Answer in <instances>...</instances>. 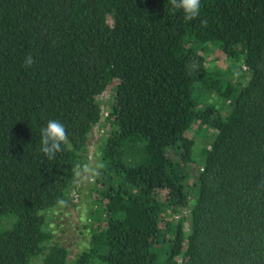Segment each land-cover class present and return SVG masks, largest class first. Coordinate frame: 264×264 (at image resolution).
I'll return each instance as SVG.
<instances>
[{"label": "trees", "instance_id": "trees-1", "mask_svg": "<svg viewBox=\"0 0 264 264\" xmlns=\"http://www.w3.org/2000/svg\"><path fill=\"white\" fill-rule=\"evenodd\" d=\"M209 44L228 65L206 66ZM196 83L224 114L198 107ZM108 86L109 181L74 264H264V0H201L189 22L169 0H0V264L66 263L44 212L76 187ZM50 119L69 138L51 160L39 151ZM193 124L213 134L189 181Z\"/></svg>", "mask_w": 264, "mask_h": 264}, {"label": "rangeland", "instance_id": "rangeland-1", "mask_svg": "<svg viewBox=\"0 0 264 264\" xmlns=\"http://www.w3.org/2000/svg\"><path fill=\"white\" fill-rule=\"evenodd\" d=\"M203 48V50H199V54L205 58L206 62L204 63H206V66L209 69H213V67L216 66L220 68V66L224 67L225 65H228V60L216 47L209 44L205 45ZM245 76L241 78V83H244L246 80ZM197 86V83L194 84L192 97L195 99L197 104L199 103L198 107L207 103H214L215 101L217 110L221 114H224L225 108L219 106L215 93L212 90L202 88L201 92L204 93L203 95L198 90ZM112 96L113 88L108 86L96 97L99 102L102 117L89 133L84 152L86 164L79 169L81 175L77 178L76 187L71 191L69 198L66 201L67 203L62 207L55 206L44 212L45 224L43 227L51 233V242H55L67 250L68 256L65 264H74L73 261L76 255L86 249L83 248L82 245L88 244L92 228L90 227L92 223H90L89 220V211L94 209V202L95 199L100 196V189L102 185L109 181L106 174L101 171L102 168L97 169L96 166L99 164V147L109 130L105 116L107 112V105L111 101ZM195 128L196 124H193L187 132L188 136H193V138H196L198 142L194 145V159L196 161L188 165L187 172L190 175L189 181H192L195 177L201 160L198 155V149L202 145H205V139H211L213 134V129L210 126H204V138H198L195 137L197 133H193ZM199 139L201 141H199ZM133 146L135 145H131V147L130 145H127V149H131L129 150V153L135 151ZM176 150L177 149L174 147L167 149L168 155L174 160L176 158ZM86 166L88 167V171H84ZM189 200H192V196H189ZM183 214L187 217V209L183 211ZM184 228H187L186 223ZM30 264L42 263L40 258H33ZM92 264L99 263L93 262Z\"/></svg>", "mask_w": 264, "mask_h": 264}, {"label": "clouds", "instance_id": "clouds-1", "mask_svg": "<svg viewBox=\"0 0 264 264\" xmlns=\"http://www.w3.org/2000/svg\"><path fill=\"white\" fill-rule=\"evenodd\" d=\"M169 3L173 9H177L183 13L185 22L195 20L200 14L201 0H169ZM203 23H206L204 21ZM35 63L31 54L25 57L24 66L31 67ZM240 72L237 70L234 75L238 76ZM69 143L67 129L63 123L56 119H50L46 125L40 129V144L39 151L43 153L48 159H55L56 155L63 151L62 145ZM103 164L99 163L97 169L103 168ZM79 165L73 169L75 176L81 175ZM84 171H88V167L84 168ZM58 206H64L67 202L64 199L57 200ZM90 245L84 244L83 248H88Z\"/></svg>", "mask_w": 264, "mask_h": 264}]
</instances>
